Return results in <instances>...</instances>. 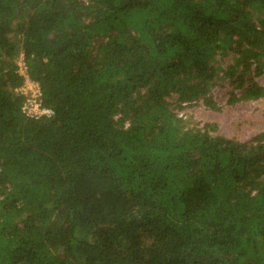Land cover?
I'll use <instances>...</instances> for the list:
<instances>
[{"label": "trees", "instance_id": "16d2710c", "mask_svg": "<svg viewBox=\"0 0 264 264\" xmlns=\"http://www.w3.org/2000/svg\"><path fill=\"white\" fill-rule=\"evenodd\" d=\"M220 73L264 106V0H0V264H264V127L178 113Z\"/></svg>", "mask_w": 264, "mask_h": 264}, {"label": "rangeland", "instance_id": "374dc122", "mask_svg": "<svg viewBox=\"0 0 264 264\" xmlns=\"http://www.w3.org/2000/svg\"><path fill=\"white\" fill-rule=\"evenodd\" d=\"M228 60L223 59L220 63L218 62L219 67L226 68L229 64ZM17 65L18 73L25 75L20 59L17 60ZM220 76L221 73L207 95L213 106H206L202 99H198L190 104L182 103L181 107L185 109L178 113L184 115L190 123L196 126L212 124L216 132L226 138H235L241 142L247 141L264 127V106L261 102L240 99V92L231 90ZM257 82L264 86V76L257 79ZM176 100V95H171L167 102L174 104Z\"/></svg>", "mask_w": 264, "mask_h": 264}, {"label": "built area", "instance_id": "2783aa9c", "mask_svg": "<svg viewBox=\"0 0 264 264\" xmlns=\"http://www.w3.org/2000/svg\"><path fill=\"white\" fill-rule=\"evenodd\" d=\"M18 92L24 96L25 102L22 106V112L26 117L37 119L41 116L48 115L49 112L41 106L39 87L36 83L26 77L24 85Z\"/></svg>", "mask_w": 264, "mask_h": 264}]
</instances>
